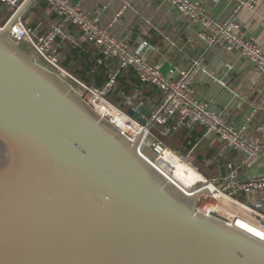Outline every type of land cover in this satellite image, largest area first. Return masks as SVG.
<instances>
[{"label": "water", "instance_id": "obj_1", "mask_svg": "<svg viewBox=\"0 0 264 264\" xmlns=\"http://www.w3.org/2000/svg\"><path fill=\"white\" fill-rule=\"evenodd\" d=\"M37 4L0 29V264H264V243L198 211L207 189L186 197L140 155L144 131L130 141L6 40ZM217 71L231 110L235 69Z\"/></svg>", "mask_w": 264, "mask_h": 264}, {"label": "built area", "instance_id": "obj_2", "mask_svg": "<svg viewBox=\"0 0 264 264\" xmlns=\"http://www.w3.org/2000/svg\"><path fill=\"white\" fill-rule=\"evenodd\" d=\"M0 1L13 16L21 6L19 0ZM33 1L46 2L56 14L58 18L52 28L42 35H34V31L20 18L11 27L9 39L15 44L23 42L29 44L58 79L60 75L64 83L77 84L81 91V100L102 121L119 130L130 141L135 142L139 134L144 131L138 151L171 185L186 197H193L207 189L211 194H201L197 200L198 206L206 207L209 203L217 202V198L224 197L238 209L236 213L232 211L229 220L225 222L243 231L239 224L242 222L254 232L253 235L245 233L264 243L263 203L256 201L249 205L243 202L246 196L254 198L264 192V176L243 179L237 175L233 162H229L225 174L210 178L202 177L203 183H199L194 187V191L188 190L187 193L169 179L162 165L167 151L188 165H193L194 153L191 151L186 155H180L169 148L157 134L160 131L163 135H169L181 127L199 126L205 130L206 135L215 137L231 150L242 154V166L245 170H251L264 157V121L258 127L263 137L260 141H256L248 135L252 116L242 126H236L211 101L198 96L196 80L199 75L208 74L204 59L194 61L188 68L171 69L168 73H163L159 64H152L146 59V53L150 50L149 44L143 43L138 48H132L128 42L115 37L111 28L122 17L124 10L115 16L110 25L104 27L98 20L86 15L80 6L72 4L69 0ZM159 1L169 4L181 17L198 27L197 37L207 49L221 48L228 53H237L256 72L264 75V51L242 32L235 15L226 20H219L196 0ZM261 1L242 0L238 3L235 13L244 8L251 9ZM70 26L75 27L87 43L96 46L105 59L118 63L119 70L108 73V81L102 88L76 79L62 67L57 40ZM120 70L133 71L142 84L154 87L162 94L161 103L151 107L145 106L144 96L139 90H135L130 95H123L122 104L129 107V110L138 113L141 108L148 109L151 116L145 124L130 116L129 110L125 111L108 99L117 87ZM170 120H174L173 127H167ZM208 215L215 216L213 212Z\"/></svg>", "mask_w": 264, "mask_h": 264}, {"label": "crops", "instance_id": "obj_3", "mask_svg": "<svg viewBox=\"0 0 264 264\" xmlns=\"http://www.w3.org/2000/svg\"><path fill=\"white\" fill-rule=\"evenodd\" d=\"M19 1L21 2L20 7H22L26 0ZM69 1L74 5L80 6L86 15L91 19L98 20L100 25L104 27L110 25L115 16L124 10L122 17L111 28L113 35L122 41L128 42L132 48H138L143 43L149 44L150 50L146 53V59L152 64H159L163 73H168L171 69L188 68L194 61L204 59L208 74H201L196 80L195 87L198 96L201 99L211 101L236 126H242L252 116L251 122H249L248 135L256 141L262 139L263 135L258 130V127L264 121V75L256 72L237 53H228L221 48L207 49L197 37L199 28L181 17L169 4L159 0ZM196 1L200 2L210 14L219 20H226L230 16L235 15L242 32L264 51V0L251 9L244 8L236 13L235 9L242 0ZM12 17L11 12L0 3V25L4 26ZM23 17L25 18L21 19L32 26L36 32H44L50 29L54 23L51 11L45 6H38V4L34 7H28ZM59 46L69 51L68 54L71 53L75 70H80L78 63L81 59L85 61L91 60L92 62L95 60L96 55H99L94 51L92 45H88L75 27L66 29ZM221 64L235 69L234 76H230V81L235 79V82L230 87L235 94V100L237 101L238 98V101L231 110L228 107H224L225 102L221 98L218 97L216 102L215 98L211 99L212 86L210 85V79L217 75L218 67ZM106 65L107 67L110 66L109 71L119 70L116 61L109 60L108 63L106 61ZM122 72L125 71L120 70V73ZM153 101L149 102V107L156 105ZM146 110L148 111V109ZM138 113L141 117H146L140 110ZM203 137L205 141L201 142L202 146L205 149H210L212 142L216 138L206 135L204 130ZM231 157L233 158L231 162H233L239 177L251 179L264 176V157L251 170H245L242 166V154L234 152ZM185 165L184 167L188 169L189 167ZM167 167L166 170L171 172V179L177 186L187 193L188 190H194V188L187 186L186 181L183 182L182 178L173 173V169L170 170L169 165ZM188 170L194 173L190 168ZM196 176L203 183L202 178L199 175ZM256 201H261L264 205V192L254 198L247 196L243 198V202L249 205ZM226 204L229 206L227 207ZM221 206L222 208L219 207L217 211H211H213L215 217L224 221L229 220V216L226 215L227 210L235 209L234 211H238L237 207L228 200Z\"/></svg>", "mask_w": 264, "mask_h": 264}, {"label": "trees", "instance_id": "obj_4", "mask_svg": "<svg viewBox=\"0 0 264 264\" xmlns=\"http://www.w3.org/2000/svg\"><path fill=\"white\" fill-rule=\"evenodd\" d=\"M0 3H1V1H0ZM38 6L47 7L52 13L54 22L57 20L58 17L51 10L50 6L46 2L40 1V2H38ZM24 23L26 26H28L29 28H31L34 31V35H42L52 28L51 27L50 29H48L44 32H36L32 28V26L27 24L26 21H24ZM70 27H73V26H70ZM62 37H60L57 40L58 45H59ZM17 45H19L20 47L22 45V48L24 45H28L29 47H31L29 44L24 43V42L19 43ZM88 45L91 46V44H89V43H88ZM92 47H94L93 48L94 51H96L99 55H96L95 60H93L92 62H91V60L85 61L84 59H81L80 62L78 63L80 65V70H75L74 62L72 63V61L74 60L73 56L70 55L71 53L68 54L69 51L65 50V48L60 46L59 47V54L62 58L61 64H62V67L66 71H68L70 74L75 76L80 81H82L88 85L94 84V85L102 88L108 81V73L110 72L109 71L110 66L107 67L106 61L108 63L109 60L105 59L101 55L100 50L96 46L92 45ZM74 53H73V55H74ZM135 90H139L142 92V94L144 96V101H145L144 104L146 107L149 106L150 101L154 100L153 102L156 105L161 103V101H162L163 97H162V94L159 92V90L155 89L154 87L146 86V85L142 84L139 81V79L136 77L134 72L131 70L125 71V72H122L119 74L117 87L108 96V99L112 103L121 106L125 111H128L129 107L122 104L123 95H130ZM173 124H174V120H170L167 127L168 126L173 127ZM203 130L204 129L199 127V126H195L193 128L181 127L177 130L172 131L169 135H163L160 133V131L157 132V134L160 136V138L164 141V143L166 145L170 144L172 146V148L178 150L180 153H183V154H187V153L192 151L195 155L196 149L198 147H200L203 153L198 155L196 158H197V162L201 165L202 171L205 173L206 176H210V175L215 176L218 174H225L227 164L229 162L233 161V158L231 156L234 155L235 151L231 150V148L229 146L219 142L217 139H215L211 145L213 146V143L215 142L217 145L222 147L221 151L219 148H216L214 146L213 147L211 146L210 149H205L201 143V142L205 141V138L203 137ZM171 146H170V148H171ZM223 149H224V151H223ZM226 152L229 154H227ZM215 155H217V157H222V158L225 157L224 158L225 161L224 162L219 161L218 158H215ZM226 161H228V162H226Z\"/></svg>", "mask_w": 264, "mask_h": 264}, {"label": "bare ground", "instance_id": "obj_5", "mask_svg": "<svg viewBox=\"0 0 264 264\" xmlns=\"http://www.w3.org/2000/svg\"><path fill=\"white\" fill-rule=\"evenodd\" d=\"M180 160L179 159H177V157H175V156H173V155H171L168 151L166 152V155H165V161H164V163H163V167H164V169H165V172L164 173H166V175L167 176H169L168 175V173H167V171H166V169L168 168L167 166L169 165V168H170V170L171 169H173L172 170V172L173 173H175L177 176H179L180 178H182V180H183V182L184 181H186V184H187V186L189 187V188H194L195 186H197L199 183H202V181L200 180V178H198L196 175H199L200 176V174H198V173H196L195 172V170L192 168V167H190V165H188V164H186L196 175V178H195V176H194V173H192L190 170H188L186 167H184V166H182V165H180ZM181 163H183V162H181ZM185 164V163H184ZM185 165V166H186ZM201 177V176H200ZM202 178V177H201ZM169 179H171V177H169ZM172 180V179H171ZM202 180H203V178H202ZM194 191V190H193ZM191 193V192H190ZM218 203V205H216V206H198L197 208H199L200 209V211H201V213H203V214H205V215H208V213H211V212H213V211H211V210H214V211H217L218 209H219V207L220 208H222V204L226 201V199H224V197H221V198H217V200H216ZM219 204H221V205H219ZM211 205V204H210ZM225 206V205H224ZM226 206H227V204H226ZM229 206V205H228ZM227 206V207H228ZM232 208V207H231ZM234 208V207H233ZM236 208V207H235ZM227 210V209H226ZM230 210V209H229ZM233 210V209H232ZM235 210V209H234ZM233 210V211H234ZM199 211V212H200ZM234 212H237V210L236 211H234ZM239 224L242 226V229H243V231L244 232H247V233H250V234H254V232L249 228V227H247V226H245V225H243V223L242 222H239Z\"/></svg>", "mask_w": 264, "mask_h": 264}, {"label": "rangeland", "instance_id": "obj_6", "mask_svg": "<svg viewBox=\"0 0 264 264\" xmlns=\"http://www.w3.org/2000/svg\"><path fill=\"white\" fill-rule=\"evenodd\" d=\"M6 40L9 42V43H13L10 39H9V37H7L6 38ZM13 45L15 46V48H16V50L18 51V52H20V53H22L24 56H26L27 58H29V59H31V60H34V61H40V62H42V60H41V58H40V56L37 54V52L35 51V50H33V48L32 47H29L28 45H24L23 46V48H22V45H21V47L19 46V45H17V44H15V43H13ZM43 63V62H42ZM58 77H59V79L62 81V83L65 85V88L68 90V92H70L71 94H73V95H75L76 97H78L79 99H81V91L79 90V87H78V85L77 84H75V83H73V84H66V83H64V81L61 79L62 78V76H60V75H58ZM75 77V76H74ZM76 78V77H75ZM77 79V78H76ZM168 145V144H167ZM170 144L168 145V147L170 148ZM213 146L214 147H216V148H219L220 149V151H221V149H222V147L221 146H219V145H217L216 143L215 144H213ZM212 146V147H213ZM171 149L172 150H174V151H176V152H179L178 150H176V149H174V148H172V146H171ZM223 151H224V149H223ZM180 153V152H179ZM203 152H202V150H201V148L200 147H198L197 149H196V151H195V161L193 162V165H190V167H192L194 170H195V172L196 173H198V174H200V176L201 177H203V178H210V177H213L214 175H210V176H206L205 175V173L202 171V168H201V165L197 162V156L198 155H200V154H202ZM180 155H186V154H183V153H180ZM215 158H218L219 159V161H221V162H224L225 161V157H217V155H215ZM214 159V158H213ZM226 162H228V161H226ZM186 164V163H185ZM199 164V165H198ZM180 165H182V166H184V163H181L180 162ZM226 166V165H225ZM167 171V170H166ZM167 173H168V177H171L170 175H171V172H169V171H167ZM194 176H195V174H194ZM172 178V177H171ZM195 178H196V176H195ZM173 186V185H172ZM174 187V186H173ZM175 188V187H174ZM176 189V188H175ZM178 191V190H177ZM179 192V191H178ZM180 193V192H179ZM183 195V194H182ZM190 196V195H189ZM218 202H212V203H209V204H207V206H216V205H218L217 204ZM211 204V205H210ZM232 212V210H227L226 211V215L227 216H229V215H231L230 213ZM223 220V219H222ZM224 221V220H223Z\"/></svg>", "mask_w": 264, "mask_h": 264}]
</instances>
